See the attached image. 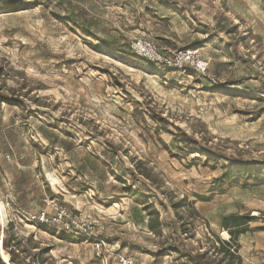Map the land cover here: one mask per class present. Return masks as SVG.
I'll use <instances>...</instances> for the list:
<instances>
[{
    "label": "rangeland",
    "instance_id": "374dc122",
    "mask_svg": "<svg viewBox=\"0 0 264 264\" xmlns=\"http://www.w3.org/2000/svg\"><path fill=\"white\" fill-rule=\"evenodd\" d=\"M0 93V264H264V0H3Z\"/></svg>",
    "mask_w": 264,
    "mask_h": 264
},
{
    "label": "built area",
    "instance_id": "2783aa9c",
    "mask_svg": "<svg viewBox=\"0 0 264 264\" xmlns=\"http://www.w3.org/2000/svg\"><path fill=\"white\" fill-rule=\"evenodd\" d=\"M22 219L28 224L45 228L57 235L83 238L84 242L90 241L96 249L104 245V241L92 235L94 227L90 221L78 219L67 209L52 202L48 203L45 208L23 215ZM120 264H133V262L129 258L121 257Z\"/></svg>",
    "mask_w": 264,
    "mask_h": 264
},
{
    "label": "trees",
    "instance_id": "16d2710c",
    "mask_svg": "<svg viewBox=\"0 0 264 264\" xmlns=\"http://www.w3.org/2000/svg\"><path fill=\"white\" fill-rule=\"evenodd\" d=\"M3 0H0V2ZM0 102L1 103H6L8 105H18L19 101L12 99L9 96L3 95L0 93ZM188 140V139H187ZM189 141V140H188ZM193 143V141H190ZM186 145V149H190V143L184 142ZM192 150V149H191ZM225 174V173H224ZM224 176L221 175L218 177V180H221ZM125 193L131 192L130 187H125L124 189ZM255 217H249L247 214L243 215H238V214H230L228 216H225L221 219L220 226L222 229L227 231L229 235V240L228 241H219L220 244L225 246L229 251H231V254H235L237 252V245H236V240L237 237L241 234H244L247 231V226L248 223L252 220H254ZM217 238V237H216ZM187 256L190 258H193L190 253L187 252ZM193 260V259H192ZM10 261L14 264L15 261L11 258ZM195 264H202L198 261L195 262Z\"/></svg>",
    "mask_w": 264,
    "mask_h": 264
},
{
    "label": "crops",
    "instance_id": "0c3cea01",
    "mask_svg": "<svg viewBox=\"0 0 264 264\" xmlns=\"http://www.w3.org/2000/svg\"><path fill=\"white\" fill-rule=\"evenodd\" d=\"M19 203H20V202H19ZM19 203H17V204H13V206H16V207L18 208V207H20ZM34 205H35V203H29V205L27 206V208L31 210V208H33ZM19 209H21V208H19Z\"/></svg>",
    "mask_w": 264,
    "mask_h": 264
},
{
    "label": "bare ground",
    "instance_id": "6f19581e",
    "mask_svg": "<svg viewBox=\"0 0 264 264\" xmlns=\"http://www.w3.org/2000/svg\"><path fill=\"white\" fill-rule=\"evenodd\" d=\"M0 213H1L2 217H3V219H4L5 208L3 207V204L1 202H0Z\"/></svg>",
    "mask_w": 264,
    "mask_h": 264
}]
</instances>
